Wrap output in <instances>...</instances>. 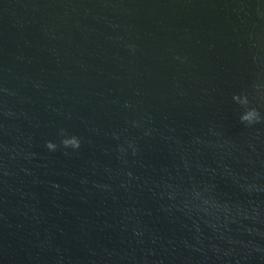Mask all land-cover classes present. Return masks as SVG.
<instances>
[{"label": "water", "instance_id": "water-1", "mask_svg": "<svg viewBox=\"0 0 264 264\" xmlns=\"http://www.w3.org/2000/svg\"><path fill=\"white\" fill-rule=\"evenodd\" d=\"M0 264H264V0H0Z\"/></svg>", "mask_w": 264, "mask_h": 264}]
</instances>
